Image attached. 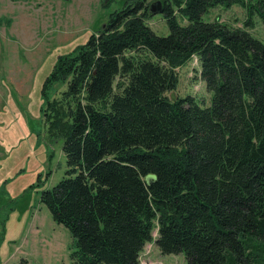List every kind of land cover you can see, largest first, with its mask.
Segmentation results:
<instances>
[{"label": "trees", "instance_id": "obj_1", "mask_svg": "<svg viewBox=\"0 0 264 264\" xmlns=\"http://www.w3.org/2000/svg\"><path fill=\"white\" fill-rule=\"evenodd\" d=\"M142 2L126 0L44 79L67 170L40 202L69 232L72 264H139L155 229L185 264H264V44L246 30L264 24V0H163L167 36ZM234 5L245 29L203 20ZM194 58L209 107L166 95Z\"/></svg>", "mask_w": 264, "mask_h": 264}, {"label": "rangeland", "instance_id": "obj_2", "mask_svg": "<svg viewBox=\"0 0 264 264\" xmlns=\"http://www.w3.org/2000/svg\"><path fill=\"white\" fill-rule=\"evenodd\" d=\"M125 1L0 0V264H72L69 232L40 202L41 192L67 170L63 139L52 137L44 123L40 90L57 56L84 44ZM154 1L142 3L149 8ZM244 11L217 7L203 20L245 29ZM252 24L246 30L264 44V24L257 17ZM147 25L157 36L169 34L162 15H151ZM197 62L176 70L178 86L166 94L169 100L190 96L201 107L210 106L212 92L200 79ZM65 90L66 85L54 84L48 95L56 99ZM156 238L157 229L139 264H185L183 254L163 255Z\"/></svg>", "mask_w": 264, "mask_h": 264}, {"label": "water", "instance_id": "obj_3", "mask_svg": "<svg viewBox=\"0 0 264 264\" xmlns=\"http://www.w3.org/2000/svg\"><path fill=\"white\" fill-rule=\"evenodd\" d=\"M148 13L152 16L157 15V14H162L163 12V4L161 3L160 0L154 1L150 4L149 8H147ZM147 182L150 183L152 181L151 177H148Z\"/></svg>", "mask_w": 264, "mask_h": 264}, {"label": "flooded vegetation", "instance_id": "obj_4", "mask_svg": "<svg viewBox=\"0 0 264 264\" xmlns=\"http://www.w3.org/2000/svg\"><path fill=\"white\" fill-rule=\"evenodd\" d=\"M161 3L163 4V1L161 0Z\"/></svg>", "mask_w": 264, "mask_h": 264}]
</instances>
